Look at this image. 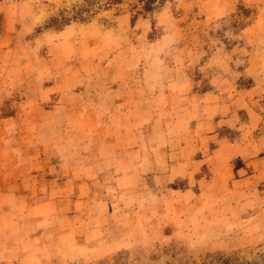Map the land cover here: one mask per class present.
Wrapping results in <instances>:
<instances>
[{"label":"rangeland","instance_id":"374dc122","mask_svg":"<svg viewBox=\"0 0 264 264\" xmlns=\"http://www.w3.org/2000/svg\"><path fill=\"white\" fill-rule=\"evenodd\" d=\"M5 155L87 187L0 264H264V0H0Z\"/></svg>","mask_w":264,"mask_h":264},{"label":"crops","instance_id":"0c3cea01","mask_svg":"<svg viewBox=\"0 0 264 264\" xmlns=\"http://www.w3.org/2000/svg\"><path fill=\"white\" fill-rule=\"evenodd\" d=\"M35 162L39 167V160L31 156L23 162L15 156L0 157V259L28 255L43 243L60 238L63 232L56 227L57 213L69 208L65 204L75 211L79 199H74V192L78 190L76 197L82 196L87 187L85 179L75 183L76 169L67 159L58 161V171L49 173L44 182L42 174L35 172ZM56 172L61 173L59 181ZM69 214H63L64 218Z\"/></svg>","mask_w":264,"mask_h":264},{"label":"trees","instance_id":"16d2710c","mask_svg":"<svg viewBox=\"0 0 264 264\" xmlns=\"http://www.w3.org/2000/svg\"><path fill=\"white\" fill-rule=\"evenodd\" d=\"M118 1L119 0H104V2L106 4H113V3H116ZM139 1L143 2L144 4H149L153 0H139ZM90 5L91 4L89 3L88 6H85V9L73 12L72 16H70V15L68 16V15H65L63 13H59L55 16H52L50 18L49 24L53 25L55 28H59L61 25L66 23L69 18L70 19L75 18V19L83 20V17L81 16L82 15L81 12H86L87 10H89ZM92 7H93V5H92ZM197 264H249V263L247 261L242 262L233 256H226V255L221 254V252H219L216 255H213L211 258L207 259L206 261H201Z\"/></svg>","mask_w":264,"mask_h":264}]
</instances>
